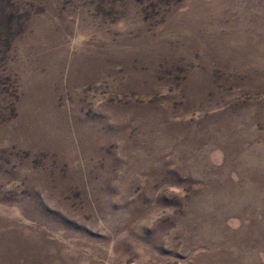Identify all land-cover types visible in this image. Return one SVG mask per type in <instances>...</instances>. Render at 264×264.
Segmentation results:
<instances>
[{
  "label": "rangeland",
  "instance_id": "rangeland-1",
  "mask_svg": "<svg viewBox=\"0 0 264 264\" xmlns=\"http://www.w3.org/2000/svg\"><path fill=\"white\" fill-rule=\"evenodd\" d=\"M0 264H264V0H0Z\"/></svg>",
  "mask_w": 264,
  "mask_h": 264
}]
</instances>
